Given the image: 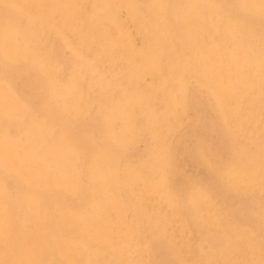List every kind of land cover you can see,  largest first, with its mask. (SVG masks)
Returning a JSON list of instances; mask_svg holds the SVG:
<instances>
[{
  "label": "rangeland",
  "instance_id": "obj_1",
  "mask_svg": "<svg viewBox=\"0 0 264 264\" xmlns=\"http://www.w3.org/2000/svg\"><path fill=\"white\" fill-rule=\"evenodd\" d=\"M217 4L223 8V20L241 22L250 33L253 48L263 47L264 53L261 2L217 0ZM23 13L11 3L0 4V93L4 85L12 86L16 102H27L31 112L24 114L15 108L13 97L4 92L5 96L0 94V120L10 129L15 151V144L19 146L16 153H29L34 144L43 146L40 148L44 151L50 143H57L54 150L61 164L68 162L66 158L71 161L66 156L69 135L79 129L81 161L77 162V170L81 180L78 179V190L70 193L45 181L30 186L0 163V182L8 183L13 219L17 221V209L20 204L27 205L30 192L40 197L48 212L57 206L72 212L73 223H77L74 218L81 213L95 221V207L109 204L107 217L95 221L100 223L99 227L103 221L108 222L99 235L102 239L84 232L77 224L66 230L69 244L76 248L82 263L210 264L194 257L206 252L213 257L214 264H221L225 239L231 233L243 231L256 242L235 249L238 259L228 264H264V230H258L259 222L264 220V103L256 99L254 105H242L234 117L236 124L241 125L239 138H234L230 125L224 128L218 117L207 116L204 109L197 118L186 122L182 132L168 134L166 128L155 130L145 114L136 112L132 121L134 141L121 150L114 148L112 157L108 139L104 143L97 138L109 130L108 120L100 110L99 86L94 85L84 94L90 102V112L82 117L73 116L52 91L53 83L67 84L74 76V60L65 42L55 32H44L41 46L36 48L35 40L28 38L26 53L20 57L9 54L14 45L9 37L10 28L17 26L20 33L28 30ZM43 57L50 62L46 67L42 66ZM51 125L54 130L45 137ZM4 136L2 133L0 137ZM163 140L171 152L166 163H161L159 154L156 155L159 147H164ZM200 146L206 149L205 155ZM73 162L69 170L73 169ZM108 167L117 170L115 182L104 183L98 177L99 170L103 169V174ZM203 197L208 205L202 214L203 206L197 200L203 202ZM203 215L208 216V226ZM244 241L249 242L246 238ZM256 258L259 262H255ZM42 264H67L54 241L44 253Z\"/></svg>",
  "mask_w": 264,
  "mask_h": 264
},
{
  "label": "bare ground",
  "instance_id": "obj_2",
  "mask_svg": "<svg viewBox=\"0 0 264 264\" xmlns=\"http://www.w3.org/2000/svg\"><path fill=\"white\" fill-rule=\"evenodd\" d=\"M257 2L264 9V0ZM2 3H11L26 15L27 32L20 33L17 26L9 30L14 44L9 51L12 57L28 51V38L35 40L36 48L41 46L44 32L50 31L69 48L74 76L67 84L53 83L52 91L73 116L82 117L90 112V102L84 94L94 85L99 86L100 110L108 120L109 130L97 138L104 143L108 139L112 157L115 149L121 150L134 141L132 121L136 112L145 114L155 130L166 128L168 134L182 132L186 122L197 118L204 109L207 116L218 117L224 128L230 125L234 138H239L241 125L236 124L234 117L242 105H254L256 99L264 103L263 47L253 48L250 33L241 22L223 20V8L217 0H0ZM49 64L43 57L42 66ZM117 89L120 91L116 95ZM1 90L2 96L4 92L13 99L17 96L8 84ZM12 105L24 114L31 112L27 102L15 100ZM48 129L45 137L51 135L54 127ZM9 132L0 120V136L5 133L0 137L1 167L30 186L45 181L67 193L78 190V179L81 180L77 170V162L81 161L78 146L82 137L79 129L69 135L66 156L74 161L70 170L69 158L65 164L57 158L54 150L57 143H50L44 151L40 148L43 146L34 144L32 151L20 154L16 153L19 146L15 144V151ZM164 143L156 152L161 163H166L171 155ZM203 147L199 149L205 155ZM102 171L99 170L98 177L104 183L116 181L115 168L108 167L103 174ZM8 188L6 180L0 182V264H42L53 241L67 264H86L69 244L66 230L77 224L84 232L102 239L99 235L108 222L103 221L101 227L98 224L107 217L109 204L95 207L94 220L99 222L86 219L85 213H81L74 218L77 223H73L72 212L59 206L48 212L40 197L30 192L27 205L20 204L17 209L16 221L11 216L14 205ZM197 202L203 206V214L208 201L203 197V202L200 199ZM204 217L208 226V216ZM258 228L264 230V220ZM232 234L221 247V264L238 259L235 249L256 242L243 231ZM194 257L203 263H215L206 252Z\"/></svg>",
  "mask_w": 264,
  "mask_h": 264
}]
</instances>
